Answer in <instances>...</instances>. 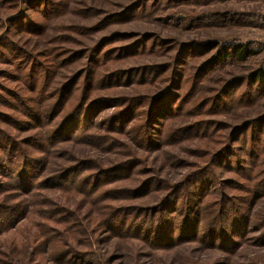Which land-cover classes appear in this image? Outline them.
Returning a JSON list of instances; mask_svg holds the SVG:
<instances>
[{"label":"rangeland","instance_id":"rangeland-1","mask_svg":"<svg viewBox=\"0 0 264 264\" xmlns=\"http://www.w3.org/2000/svg\"><path fill=\"white\" fill-rule=\"evenodd\" d=\"M260 68L264 0H0V264H264Z\"/></svg>","mask_w":264,"mask_h":264},{"label":"trees","instance_id":"trees-1","mask_svg":"<svg viewBox=\"0 0 264 264\" xmlns=\"http://www.w3.org/2000/svg\"><path fill=\"white\" fill-rule=\"evenodd\" d=\"M202 49L206 50L208 52L218 50L211 59V61L208 63L209 66L212 67H217L219 65H225L227 62H245L249 58L255 56L257 54V51L255 49H251L249 44H244V43H239L236 45H231V46H225V45H220L217 41H208L203 43ZM248 80L250 81V84L252 86H259L264 89V69L260 68L248 75ZM67 88V87H66ZM63 100H58L56 108L61 107L63 104ZM79 112V111H76ZM72 117L70 118L73 119V113L71 114ZM70 115V116H71ZM69 116V117H70ZM68 117V118H69ZM70 120L65 123L64 125L68 124ZM146 188L143 187L141 191H144Z\"/></svg>","mask_w":264,"mask_h":264}]
</instances>
